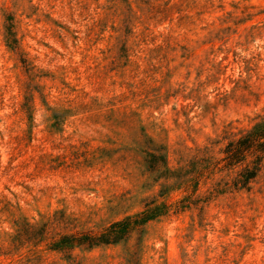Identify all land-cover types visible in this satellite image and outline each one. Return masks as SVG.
<instances>
[{"label": "clouds", "instance_id": "obj_1", "mask_svg": "<svg viewBox=\"0 0 264 264\" xmlns=\"http://www.w3.org/2000/svg\"><path fill=\"white\" fill-rule=\"evenodd\" d=\"M0 264H264V0H0Z\"/></svg>", "mask_w": 264, "mask_h": 264}, {"label": "rangeland", "instance_id": "obj_2", "mask_svg": "<svg viewBox=\"0 0 264 264\" xmlns=\"http://www.w3.org/2000/svg\"><path fill=\"white\" fill-rule=\"evenodd\" d=\"M45 47H50V45H48L46 42L44 43ZM27 60H26V55L25 54H21V57L19 59V63L20 66L23 67L26 64Z\"/></svg>", "mask_w": 264, "mask_h": 264}]
</instances>
